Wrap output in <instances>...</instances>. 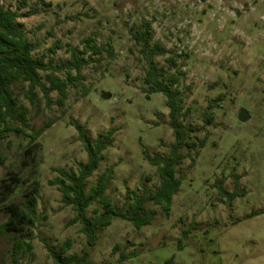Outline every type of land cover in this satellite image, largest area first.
<instances>
[{
	"label": "rangeland",
	"instance_id": "374dc122",
	"mask_svg": "<svg viewBox=\"0 0 264 264\" xmlns=\"http://www.w3.org/2000/svg\"><path fill=\"white\" fill-rule=\"evenodd\" d=\"M0 5L18 13L34 55L46 63L68 61L70 50L83 51L89 37L104 49L101 55H82L88 63L62 108L55 92L47 106L41 92L31 103L25 84L13 87L28 111L27 134L55 123L33 147L16 134L0 147L7 159L0 184L16 186L0 205V226L8 217L6 205L35 201L22 233L0 232V264H56L53 252L64 259L86 249L90 264H264V0H0ZM144 21L151 24L152 43L168 50L156 63L176 74L166 61L175 57L185 73L173 87L185 99L187 117L180 120L208 139L194 163L192 152L178 168L181 185L169 213L148 203L156 211L149 225L137 229L116 217L89 248L81 226L72 222L73 210L50 183L57 169L77 171L87 161L72 123L92 141L116 129L87 189L112 168L106 195L114 209L125 206L127 212L135 197H150L160 186L147 154L164 157L174 142L166 99L158 93L146 97L147 64L131 37ZM55 46L60 48L51 52ZM13 126L23 128L20 122ZM220 188L237 195L229 200ZM95 208L103 211L93 204L89 217L98 214ZM66 241L71 247L63 252ZM123 254L134 256L122 261Z\"/></svg>",
	"mask_w": 264,
	"mask_h": 264
},
{
	"label": "trees",
	"instance_id": "16d2710c",
	"mask_svg": "<svg viewBox=\"0 0 264 264\" xmlns=\"http://www.w3.org/2000/svg\"><path fill=\"white\" fill-rule=\"evenodd\" d=\"M19 15L16 11L0 5V147L10 134L21 135L29 139L28 147H33L42 134L50 128L55 119L47 122L39 131L32 135L27 134L24 128L27 127L26 106L21 102L20 97L14 92L16 84H25L27 92L25 96L31 103H34L36 92H41L47 106L52 102L51 94H57V104L62 108L68 98V89L76 87V81L81 78V71L88 61L82 55L96 56L104 52L102 47L94 44V39L89 37L84 41L85 48L79 52L77 48L70 50L71 57L68 61L54 65L53 61L44 62L42 58L34 55V47L23 30V24L18 21ZM131 37L139 47L142 60L147 64L144 85L147 87L146 97L151 94H162L166 99V106L169 109L170 125L174 134V142L170 145L167 155L164 157H152L147 154L149 163L156 168L161 183L157 191L150 197L138 196L129 205V212L125 206L120 209L112 207V200L107 197L106 191L112 179V168H107L97 179L94 186L87 189L88 179L99 169L103 160L102 153L113 146L115 141V128L107 132H101L99 139L92 141L87 138L83 127L78 123H72L79 133V139L87 153V161L79 164L77 171L57 169L59 176L51 181V185L57 186L62 195L63 202L70 206L75 216L73 223L81 226V232L86 236L87 246L92 248L96 245L99 233L110 226L114 218L119 217L133 224L137 229L149 225L156 215L154 209L147 207L152 203L161 207L165 213H169L172 205V198L179 192L181 179L177 178L178 168L190 157L193 152L195 158L205 146L208 135L200 139L196 131L185 126L181 118L187 117L185 110V99L181 92L174 90L185 77L184 71L179 69L175 57H169L166 61L169 68H176V74H170L167 69L156 63L157 58H164L168 54L166 47L160 42H153L154 33L150 22L144 21L139 29L131 31ZM60 48L55 46L50 49L55 52ZM76 72V75H73ZM65 75V76H63ZM88 91L83 92L86 96ZM220 97L216 99L219 101ZM207 123H211L212 116L205 115ZM20 122L23 128H15L14 123ZM7 159L0 153V167H5ZM238 179L236 176L234 177ZM16 189L15 184L4 182L0 184V205L4 204L12 196ZM224 197L233 200L236 193H227L220 188ZM93 204H100L103 209L95 208L94 217L87 215L88 208ZM35 201H27L21 205L10 203L6 205L8 213L7 220L0 226V232L22 233L28 225L30 216L34 213ZM71 247V242L66 241L62 249L66 252ZM116 246L114 250H117ZM53 252V251H52ZM134 255L123 254L121 260L131 258ZM89 251L86 249L81 255L75 254L61 259L53 252V260L56 264H90Z\"/></svg>",
	"mask_w": 264,
	"mask_h": 264
},
{
	"label": "water",
	"instance_id": "95a60500",
	"mask_svg": "<svg viewBox=\"0 0 264 264\" xmlns=\"http://www.w3.org/2000/svg\"><path fill=\"white\" fill-rule=\"evenodd\" d=\"M246 118H247V114H246L245 112H242V113L240 114V120L245 121Z\"/></svg>",
	"mask_w": 264,
	"mask_h": 264
}]
</instances>
